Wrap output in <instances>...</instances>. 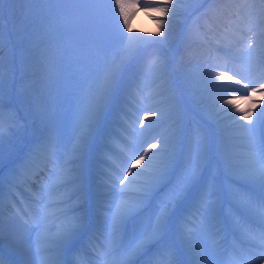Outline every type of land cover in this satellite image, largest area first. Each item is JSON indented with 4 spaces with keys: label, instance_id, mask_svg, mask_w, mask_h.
<instances>
[{
    "label": "snow or ice",
    "instance_id": "1",
    "mask_svg": "<svg viewBox=\"0 0 264 264\" xmlns=\"http://www.w3.org/2000/svg\"><path fill=\"white\" fill-rule=\"evenodd\" d=\"M184 4L0 0V264H86L89 248L103 264H207L195 240L249 233L248 264H264V0L190 29L177 59ZM141 13L154 32L133 26ZM64 31L79 37L77 75L50 55ZM197 40L206 51L187 66ZM156 96L165 106L139 118ZM24 184L38 185L27 218L13 211Z\"/></svg>",
    "mask_w": 264,
    "mask_h": 264
},
{
    "label": "bare ground",
    "instance_id": "2",
    "mask_svg": "<svg viewBox=\"0 0 264 264\" xmlns=\"http://www.w3.org/2000/svg\"><path fill=\"white\" fill-rule=\"evenodd\" d=\"M233 3V0H216V4L218 5V10L215 13L214 17H207L204 15L207 9L212 7V0H185V4L183 7V10L181 11L180 16L178 17L176 28L173 34V37L171 38L169 42V47L171 50L175 51L177 48H179L180 52L177 55V59H179V55L184 52V46L188 42L186 37L190 29L198 28L199 32L202 34L208 33V28L210 24H214L217 26H222L225 22V12L224 8L228 5ZM133 26L139 27L142 29H149L152 32L155 31V24L152 20L148 19L147 16H145L143 13L139 14V16L133 20ZM217 39H223L227 40L228 37L223 36L221 32L217 33L216 35ZM209 41L212 40L211 36H208ZM206 51V45L201 43L200 40H197L196 42L192 43L189 48V54L185 56V65L190 66L191 64H194L198 59L203 58V54ZM229 66H232L231 63ZM175 67V65H174ZM219 70V69H217ZM219 83V82H218ZM227 84V82H225ZM155 85L148 84L147 87H145L143 95L148 96L150 92H152ZM246 94V90L244 93H227L225 98H230L232 95H243ZM162 97L156 96L154 99H146L144 100V105H147L146 111H141L139 113V118H143L144 115L147 114V111H151L152 108L154 110L157 107H164L165 105H159L158 101H160ZM260 97L257 94L253 97V101H260ZM258 110V109H257ZM152 119H155L152 117ZM147 123V121H146ZM136 127H139L137 125ZM167 127V122L162 123L157 129L160 131H164V129ZM222 180V176H221ZM226 182V181H225ZM224 183V180H223ZM23 187H29V185L24 184ZM228 186V185H227ZM38 185L33 184L30 188L35 193L36 188ZM7 189V188H6ZM24 190H26L24 188ZM29 190V189H28ZM226 190V189H225ZM26 194V193H25ZM32 198V197H31ZM94 195V199H95ZM30 199V197H29ZM28 199V200H29ZM34 207V206H33ZM30 208L31 210L33 209ZM7 210V209H6ZM228 211V194L227 190L224 192V212L227 213ZM28 213V212H27ZM27 218V214H23ZM247 237H242L239 242H247ZM204 243L208 245L210 248L214 247V250H212L211 256V262L212 264H225L227 258L232 257L234 260H230L227 264H248V255L242 254L241 249H236V246H234V241L231 237H229L227 244H221L218 243L220 241V237H214L212 239L210 238H204ZM243 247V246H241ZM93 252L92 249H87V258H92ZM83 259V257H81ZM74 259V258H73ZM190 257H186V260H189ZM84 260V259H83ZM86 262V260H84ZM91 263V262H89ZM87 264V262H86ZM103 264V263H100ZM259 264V262H257Z\"/></svg>",
    "mask_w": 264,
    "mask_h": 264
},
{
    "label": "rangeland",
    "instance_id": "3",
    "mask_svg": "<svg viewBox=\"0 0 264 264\" xmlns=\"http://www.w3.org/2000/svg\"><path fill=\"white\" fill-rule=\"evenodd\" d=\"M4 23H5V25H7V23H8L7 19H5ZM6 31H7V28H6ZM217 33H219V32H217ZM5 44H7V35L5 37ZM81 51H82V48H81V45L79 42V37L71 31H64L61 34H58V39L53 44L52 51H51L50 55L53 58H56L57 56L63 55L64 60L66 61V64L68 67V71L65 73V76H72V75L78 74V69H79L80 65L77 63V61L79 59H81V55H80ZM7 52H8V47L6 46L5 47V54H7ZM62 83H63L64 87H67L69 84L74 83V81L64 79ZM39 86L40 85H38V87ZM152 110H154V108H152ZM156 132L159 133L162 131H160V129H159ZM221 176H222V182L224 180L223 184L225 186V189L227 190V188H228L227 185H229V181L223 175H221ZM24 188L26 190H24ZM226 190H225V192H226ZM13 191H14L15 197H16L15 207L13 208V211L19 210L21 215H23V214L26 215L27 212L31 211L30 208H32L34 206V205H32V199H33L34 192L31 190L30 187L26 188V187H23L22 185L19 188L14 189ZM5 192H6V196H7V189H5ZM53 195H55V194H53ZM29 197H30V199H29ZM6 203H7V200H6ZM259 231H260L259 228L254 229V233H259ZM204 238L212 239L213 237L211 235H203L200 237V239L195 240L194 244L199 246L202 251L207 250V255H204L203 258L205 259L207 264H212L210 254H212V250H214V247L210 248L208 245H206L204 243V241H202V240H204ZM259 244H260V240H259L258 235H255L253 233L248 234L247 242H245V243H243V242L241 243V242H239V240L234 241V246H236V249H241V253L245 254V255H248L249 251L255 253L258 250ZM249 245H253V247L249 248ZM241 246H243V247H241ZM90 250H91V248H90ZM92 252H93L92 258H87L86 255L82 256L83 259L86 260L87 264L103 263V260L100 257V255L96 251H94L93 249H92ZM73 258L75 259V256ZM227 259L228 260H226L225 264H227L230 260H234V258H232V257H229ZM89 262H91V263H89Z\"/></svg>",
    "mask_w": 264,
    "mask_h": 264
}]
</instances>
